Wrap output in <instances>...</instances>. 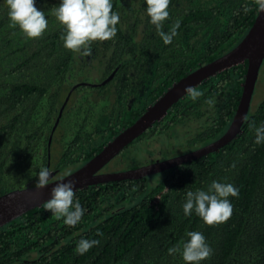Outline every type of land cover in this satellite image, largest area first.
Wrapping results in <instances>:
<instances>
[{"label": "trees", "instance_id": "obj_1", "mask_svg": "<svg viewBox=\"0 0 264 264\" xmlns=\"http://www.w3.org/2000/svg\"><path fill=\"white\" fill-rule=\"evenodd\" d=\"M61 3L36 0L48 29L32 40L11 26L6 0H0V194L24 185L37 170L34 151L45 145L38 136L50 128L38 122L39 106H60L66 96L74 54L64 48L63 26L54 15ZM112 3L120 16L116 37L102 42L96 61L70 68V105L67 100L55 130L67 133L70 121L74 138L58 157L65 171L99 151L172 82L232 48L258 12L254 0H171L163 30L181 23L165 45L150 23L146 0ZM246 68L245 59L202 80L194 86L202 93L196 101L185 93L112 161L121 160L122 167L150 161L135 151L144 153L147 139L163 138L172 128L179 133L178 125L187 128L186 141L217 138L233 117ZM246 116L257 127L264 124V58ZM254 141L255 131L243 121L240 132L217 150L139 178L77 188L87 211L75 227L45 211L46 201L34 206L0 225V264H185L168 249L182 248L189 231L201 232L213 249L200 264H264V144ZM214 180L233 184L239 197H229L231 218L210 227L195 213L186 216L183 204L187 191H206ZM81 239L100 243L78 255Z\"/></svg>", "mask_w": 264, "mask_h": 264}, {"label": "clouds", "instance_id": "obj_2", "mask_svg": "<svg viewBox=\"0 0 264 264\" xmlns=\"http://www.w3.org/2000/svg\"><path fill=\"white\" fill-rule=\"evenodd\" d=\"M171 0H146L147 15L151 25L155 26L157 35L165 45H170L174 37L178 35L180 20H176L170 31L165 32L164 24L170 17L169 5ZM257 10L264 12V0H254ZM9 8L8 16L11 26H18L28 39H40L48 29V20L44 11L38 10L36 0H6ZM243 10L248 13L251 9L244 5ZM54 15L63 26L64 34L61 36L65 49L73 54L84 56L92 55L91 44L96 41L104 42L113 40L118 32L117 24L120 22L118 13L113 12L112 0H62V3L54 10ZM83 50V51H82ZM187 96L196 101L202 93L189 85L184 89ZM209 104L213 101L209 100ZM244 122L255 131L256 145L264 144V124L259 127L255 122H248L245 116ZM235 167V164L232 165ZM52 172L48 168H41L35 184L37 190L50 185ZM76 182L69 180L67 183L55 184L51 189V198L43 204L45 211L50 212L56 219H63L69 227L77 226L85 212L79 199L76 197ZM229 197H239V189L231 183L212 181L207 190L197 189L187 191L183 211L186 216L195 213L204 223L210 227H216L226 223L233 215V205ZM97 235L103 234L98 232ZM189 238L180 245L168 249V254H179L185 264H200L201 261L210 259L213 249L206 242L205 236L198 231L186 233ZM99 240L81 239L75 252L84 255L94 246H98Z\"/></svg>", "mask_w": 264, "mask_h": 264}, {"label": "water", "instance_id": "obj_3", "mask_svg": "<svg viewBox=\"0 0 264 264\" xmlns=\"http://www.w3.org/2000/svg\"><path fill=\"white\" fill-rule=\"evenodd\" d=\"M263 58L264 12L261 13L258 11L246 33L232 48L218 57L191 69L185 75L172 82L131 123L108 139L99 151L80 166L61 177L50 180V185L44 189L37 190L35 184H26L22 187L12 188L1 193L0 225L22 214L26 210L34 206H39L49 200L51 198V189L57 183H67L69 180L75 181V189H77L101 181L139 178L219 149L222 145L234 138L241 130V125L244 121L243 118L247 114ZM245 59L247 60V68L241 96L229 125L221 135L195 149L181 154L127 169L98 171L126 144L151 126L154 121L161 119L167 112V109L185 94L184 89L187 86L191 85L194 87L205 78L224 68L243 62Z\"/></svg>", "mask_w": 264, "mask_h": 264}, {"label": "flooded vegetation", "instance_id": "obj_4", "mask_svg": "<svg viewBox=\"0 0 264 264\" xmlns=\"http://www.w3.org/2000/svg\"><path fill=\"white\" fill-rule=\"evenodd\" d=\"M112 2L115 3V2H117V0H112ZM91 48H92V55L91 56H84L82 54H74L72 56L73 65L70 67V64H69V71L66 72L65 78H66L68 88L66 90V96L63 99L62 104L60 106H56V105H54V106H39V112H38V116H37L38 122L39 123L47 122V124H48L47 127L50 126V128H49V130L46 128V131L44 130L42 135L38 136V139H40L41 141H44L45 145H40V146L36 147V150L34 151V153H35L36 157L38 158L39 166L36 167L37 170L34 171L33 174L29 178L25 179L24 185L36 184V181L38 179V173H39V170L41 168H48L52 172L51 177H50L51 180L58 178V177H61V176L65 175L71 171V170L65 171V169L63 167L58 165L59 153L63 152V150L66 147L68 148L70 145V140L74 138V136L72 134H70V121L68 122L67 133L58 135L55 133V130H56V127L58 126L60 116L63 112L64 107H65L64 104L67 102V100L69 101V105H70V92H71V90H70V68L74 67L75 65L81 66V65L90 64L91 62L96 61V59L100 55L101 50L103 49L102 48V42H100V41L93 42L91 44ZM67 110L69 112V119H70V106H67ZM177 130L179 131V133H177V134L174 133L175 131L172 128L171 130L168 131L166 136L163 138L162 137L159 138V136L158 137L153 136L152 138H149L146 140V143H145L146 148L144 149V155L146 157L150 158L153 155L160 154V155H162V157H160L158 159L151 158L150 161H147L145 163H149V162L159 160L162 158L181 154V153L195 149V148L205 144V143L196 144L194 142L186 141V137L188 136V132L186 131L187 128L182 127V125H178ZM177 148L180 149L179 153H174V150ZM112 159H113V157L108 162H106L98 171L103 172V171H111V170H120V169L131 168V166L122 167L123 162L121 160H119V161L115 160L113 162ZM145 163H142V164H145ZM24 185H22V186H24ZM22 186H17V187H22ZM14 188H16V187H14Z\"/></svg>", "mask_w": 264, "mask_h": 264}, {"label": "rangeland", "instance_id": "obj_5", "mask_svg": "<svg viewBox=\"0 0 264 264\" xmlns=\"http://www.w3.org/2000/svg\"><path fill=\"white\" fill-rule=\"evenodd\" d=\"M253 102H254V101H253ZM253 102H252V103H253ZM179 151H180V149L177 148V149L174 150V153H179ZM135 154L137 155V158H140V157H142V155H143L144 153H143V152L141 153L140 151H135ZM57 155H58V154H57ZM160 157H162V155L158 154V155H153V156L150 157V158L158 159V158H160Z\"/></svg>", "mask_w": 264, "mask_h": 264}]
</instances>
